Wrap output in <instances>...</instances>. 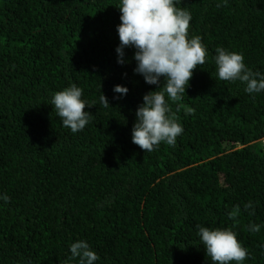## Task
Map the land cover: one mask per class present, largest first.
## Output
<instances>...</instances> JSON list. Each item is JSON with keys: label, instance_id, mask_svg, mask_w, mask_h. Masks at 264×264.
<instances>
[{"label": "trees", "instance_id": "1", "mask_svg": "<svg viewBox=\"0 0 264 264\" xmlns=\"http://www.w3.org/2000/svg\"><path fill=\"white\" fill-rule=\"evenodd\" d=\"M120 4L0 0V264H65L77 241L94 264H212L198 226L230 228L248 251L242 264H264V91L219 80L214 60L222 47L264 76V0H176L207 56L182 99L168 100L183 133L151 152L132 131L164 78L135 72L134 47L118 63ZM72 84L90 116L77 133L51 105ZM237 205L239 224L228 217Z\"/></svg>", "mask_w": 264, "mask_h": 264}, {"label": "clouds", "instance_id": "2", "mask_svg": "<svg viewBox=\"0 0 264 264\" xmlns=\"http://www.w3.org/2000/svg\"><path fill=\"white\" fill-rule=\"evenodd\" d=\"M224 3L226 5L227 0ZM118 8L121 12V23L117 29L120 45L116 51L121 57L118 63H124V49L134 47L137 50L134 59L138 62L135 72L143 75L150 85L159 84L164 78L161 88L143 97L144 102L136 111L137 122L132 131V142L145 152L154 151L162 142L174 146L183 128L170 115L168 100L175 103L182 99L194 70L205 64L207 49L200 36L189 39L191 14L187 9L177 7L176 0H121ZM216 53L214 60L219 80L241 81L246 84L245 91L250 94L264 91V76L247 68L242 54L229 52L222 47H218ZM128 91L121 85L114 87V92L118 94L126 95ZM81 97L82 89L72 84L56 92L51 100L63 126L73 133L83 130L90 119L89 112L85 111L88 106ZM99 102L105 108L110 106L103 93ZM0 199L7 202L9 197L5 195ZM244 209H252L249 214H254L251 202L246 203ZM240 213V206L237 205L228 213V217L239 224ZM198 228L201 244L212 264H242L247 259V249L230 228ZM249 230L259 232L260 225L253 224ZM70 250L71 256L65 264L76 258H79V264H94L99 259L86 241L71 244Z\"/></svg>", "mask_w": 264, "mask_h": 264}]
</instances>
